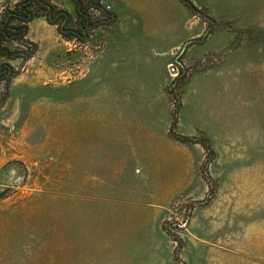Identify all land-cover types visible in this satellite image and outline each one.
Wrapping results in <instances>:
<instances>
[{"label": "rangeland", "instance_id": "rangeland-1", "mask_svg": "<svg viewBox=\"0 0 264 264\" xmlns=\"http://www.w3.org/2000/svg\"><path fill=\"white\" fill-rule=\"evenodd\" d=\"M100 4L85 41L29 25L0 264H264V0Z\"/></svg>", "mask_w": 264, "mask_h": 264}, {"label": "trees", "instance_id": "trees-1", "mask_svg": "<svg viewBox=\"0 0 264 264\" xmlns=\"http://www.w3.org/2000/svg\"><path fill=\"white\" fill-rule=\"evenodd\" d=\"M74 14L58 6L53 0H18L4 5L0 13V86L5 92L0 99V107L9 95L13 79L19 75L16 61H28L37 51V43L28 37L30 23L43 17L55 24L58 32L66 39L85 41L99 25L96 13L102 8V0H71ZM178 79V78H175ZM181 141L192 139L173 134ZM9 188L0 190V200L9 194Z\"/></svg>", "mask_w": 264, "mask_h": 264}]
</instances>
